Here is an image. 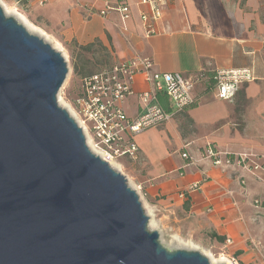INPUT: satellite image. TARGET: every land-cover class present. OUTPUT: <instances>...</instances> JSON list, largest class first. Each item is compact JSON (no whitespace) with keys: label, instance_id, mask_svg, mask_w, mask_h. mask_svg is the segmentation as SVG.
Listing matches in <instances>:
<instances>
[{"label":"crops","instance_id":"obj_1","mask_svg":"<svg viewBox=\"0 0 264 264\" xmlns=\"http://www.w3.org/2000/svg\"><path fill=\"white\" fill-rule=\"evenodd\" d=\"M124 1L127 20L119 0H47L34 2L29 12L60 52L99 42L111 54L109 66L149 58L157 72L195 80V105L138 135L141 161L124 159L122 167L131 171L155 229L223 263L264 264V208L253 205L264 201V0H168L152 36L141 21L150 8L142 0ZM242 68L252 69L254 81L233 100L218 99L214 72ZM134 81L123 104L131 118L140 114V95L149 89L142 75ZM159 103L171 107L163 93ZM209 145L229 155L254 153L262 168L214 166L204 158ZM192 185L198 189L189 190Z\"/></svg>","mask_w":264,"mask_h":264},{"label":"water","instance_id":"obj_2","mask_svg":"<svg viewBox=\"0 0 264 264\" xmlns=\"http://www.w3.org/2000/svg\"><path fill=\"white\" fill-rule=\"evenodd\" d=\"M68 73L0 4V264H212L167 249L128 178L91 152L59 103Z\"/></svg>","mask_w":264,"mask_h":264},{"label":"built area","instance_id":"obj_3","mask_svg":"<svg viewBox=\"0 0 264 264\" xmlns=\"http://www.w3.org/2000/svg\"><path fill=\"white\" fill-rule=\"evenodd\" d=\"M47 0H18L17 5L29 8L34 2L44 6ZM168 0H142L141 4L150 8L149 13L141 14L146 35L156 34L155 24L162 17V8ZM117 9L123 19L130 18V7L124 0H119ZM110 8L98 12L106 17ZM142 75L149 89L140 96L141 112L135 117L128 116L123 104L128 95L133 93L134 80ZM212 90L223 101L233 100L244 84L254 81L250 68L219 69L213 74ZM82 89L76 101L77 112L73 118L83 129L89 149L95 156H100L111 168L120 172L121 160L133 163L141 161L140 147L135 140L138 135L162 124L169 123L175 116L183 113L196 103L192 91L194 79H186L179 73H160L155 70L154 62L149 58L137 59L114 64L87 76L82 80ZM159 93L165 94L171 102L169 110L159 103ZM204 158L212 161L214 166L236 164L243 169L259 170L257 155L245 153L232 155L222 153L209 145ZM184 158H189L188 154ZM198 189L192 185L189 190ZM256 209L264 208V201H254ZM232 244V241H228ZM233 259L231 263L235 264Z\"/></svg>","mask_w":264,"mask_h":264},{"label":"rangeland","instance_id":"obj_4","mask_svg":"<svg viewBox=\"0 0 264 264\" xmlns=\"http://www.w3.org/2000/svg\"><path fill=\"white\" fill-rule=\"evenodd\" d=\"M15 2L16 0H0V4L2 5V7L6 6L7 8L15 9L16 11H19L21 14H23L26 17V19L31 23V25H35L37 29L41 28L40 25H38V21L32 19L29 12L30 11L29 8L28 9L22 8L20 5H17ZM10 16H14V15H10ZM42 38L46 40L48 43H51V45L55 48V44L51 40L49 41V39H47L45 35ZM80 47L81 46H72L70 47V51H67V49L61 51V53L64 54L66 57L69 73L67 75V78L65 79L64 82L65 84L63 85L62 89L58 94V98H59V103L61 102L60 103L61 107L64 108V106H67V110H69L73 114V116L77 112L76 101L82 89L83 78L90 76L102 70L103 68H106L105 66L109 65V63H111L112 61L106 52L101 51L99 46H95L93 48L92 50L93 54L80 51ZM119 170L120 173H122L126 178H128L129 185H131L135 189V185L133 184L130 177L131 171L123 167H121ZM177 227L180 229L181 232H183L184 229L182 227V224H177ZM151 229L160 231L161 243L171 251H174L175 249H187V250L192 249L190 246L185 245L182 242L181 238H178L176 236L172 237V235L169 232H166L161 228L155 229V227H153ZM213 260H214L213 262L215 263L219 261L216 258H214Z\"/></svg>","mask_w":264,"mask_h":264},{"label":"bare ground","instance_id":"obj_5","mask_svg":"<svg viewBox=\"0 0 264 264\" xmlns=\"http://www.w3.org/2000/svg\"><path fill=\"white\" fill-rule=\"evenodd\" d=\"M2 8L7 13V15H14V17H16L17 19H19L20 22L23 25H25L31 33H35V34L37 33V34H39L40 37H44V35L42 34V32H40L39 29H37L35 25H31V23L26 19V17L23 14H21L19 11H16L15 9L7 8L6 6H3ZM64 108L67 109V106H64ZM69 113H71V112L69 111ZM71 115L73 116L72 113H71ZM153 227H154V224H153V222H151L150 228H153ZM213 259H212V257H210V260H211L212 264H219V263L222 262V261L219 260L217 263H215V262H213L214 261Z\"/></svg>","mask_w":264,"mask_h":264},{"label":"trees","instance_id":"obj_6","mask_svg":"<svg viewBox=\"0 0 264 264\" xmlns=\"http://www.w3.org/2000/svg\"><path fill=\"white\" fill-rule=\"evenodd\" d=\"M95 46H99V48L101 49L102 52H106L108 54V56L111 58V54L110 52H107V50L99 43V42H95L92 45H88V46H81L80 47V51H83L85 53H92V50ZM93 54V53H92ZM109 66V65H107ZM93 75V74H92ZM168 110V109H167Z\"/></svg>","mask_w":264,"mask_h":264}]
</instances>
